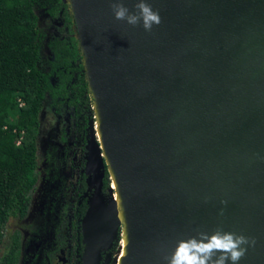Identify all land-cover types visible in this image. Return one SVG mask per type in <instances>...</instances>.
Listing matches in <instances>:
<instances>
[{
  "label": "water",
  "instance_id": "95a60500",
  "mask_svg": "<svg viewBox=\"0 0 264 264\" xmlns=\"http://www.w3.org/2000/svg\"><path fill=\"white\" fill-rule=\"evenodd\" d=\"M65 1L87 82L80 22L90 46L107 144L127 194L126 264H165L161 248L219 224L256 238L239 264H264V0H150L162 17L151 33L115 20L111 0ZM135 2L125 0L133 11ZM102 155L92 132L83 264L102 261L93 257L113 194L102 192ZM119 226L114 219L110 242Z\"/></svg>",
  "mask_w": 264,
  "mask_h": 264
},
{
  "label": "trees",
  "instance_id": "16d2710c",
  "mask_svg": "<svg viewBox=\"0 0 264 264\" xmlns=\"http://www.w3.org/2000/svg\"><path fill=\"white\" fill-rule=\"evenodd\" d=\"M70 9L65 0H0V245L10 219L22 225L28 216L39 183L42 109L47 105L58 119L72 111L81 118L79 110L88 103L84 57L74 36ZM40 13L57 26L62 23V33L43 30ZM45 46L50 55L45 54ZM87 180L86 174L81 194L89 187ZM88 208L84 198L79 215L84 218ZM67 211L65 205L62 218ZM9 239L0 264H19L21 231Z\"/></svg>",
  "mask_w": 264,
  "mask_h": 264
},
{
  "label": "rangeland",
  "instance_id": "374dc122",
  "mask_svg": "<svg viewBox=\"0 0 264 264\" xmlns=\"http://www.w3.org/2000/svg\"><path fill=\"white\" fill-rule=\"evenodd\" d=\"M41 15V28L49 33H61L62 23L50 22L48 16L44 13ZM74 36L77 32L73 26ZM45 54L50 55L48 48L45 46ZM86 76V73H85ZM87 80V79H86ZM88 103L80 112L83 111L81 118H77L74 112H69L58 120L57 117L49 112L47 105L44 106L40 115L41 128L38 137L39 146V184L36 193L33 195V201L29 216L24 221V230L22 231L23 257L21 264L25 263L24 253L28 251L31 242L35 241L34 236L45 233L42 237L44 240L50 238L51 223L55 218L59 205L60 197L64 186L68 185L70 189V208L75 212L79 196L77 194L81 181V172L86 169L89 157V145L91 134L96 135L98 117L96 111V102L88 88ZM109 169V168H108ZM105 168L102 173L103 178L102 192L108 196L112 186V176L110 170ZM107 172L109 175L107 176ZM109 186H106V182ZM112 190V189H111ZM115 194V190H112ZM112 194V195H113ZM112 195L108 198L112 199ZM49 205V208L46 207ZM51 204L53 205L51 207ZM19 228L17 219L11 218L4 230V240L0 245V258L5 254L9 246V238L13 231ZM119 236L114 241L111 249L103 253L101 264H115L116 258L121 251V242L123 235V224L120 226ZM76 242L73 238L71 245ZM49 243V242H46ZM77 249L71 253V262L76 264Z\"/></svg>",
  "mask_w": 264,
  "mask_h": 264
},
{
  "label": "clouds",
  "instance_id": "9594fccd",
  "mask_svg": "<svg viewBox=\"0 0 264 264\" xmlns=\"http://www.w3.org/2000/svg\"><path fill=\"white\" fill-rule=\"evenodd\" d=\"M134 8L135 11L127 7L125 0H111L117 21L133 27L142 26L148 33L162 23L159 9H154L150 0H136ZM221 203L227 205L228 202ZM220 215H224L223 209ZM256 243L255 237L226 231L223 224H219L211 232L195 229L194 234L176 238L170 249L165 247L159 251L165 264H239Z\"/></svg>",
  "mask_w": 264,
  "mask_h": 264
},
{
  "label": "flooded vegetation",
  "instance_id": "af4514ba",
  "mask_svg": "<svg viewBox=\"0 0 264 264\" xmlns=\"http://www.w3.org/2000/svg\"><path fill=\"white\" fill-rule=\"evenodd\" d=\"M55 34H60V33H55ZM61 119L62 118L58 120H61ZM81 173H82L81 181H80L78 192H77L79 196V200H78V204H77L75 212L71 210L70 208L72 206L70 204V198H69L71 188L68 185H66L64 186L62 193H61V197L59 199L60 205H59L58 212L55 218H53V221L50 226L51 227L50 238L47 240H44L42 237H44L46 234L42 233V231L39 232L41 234L34 236L33 240L35 241L31 242L28 248V251L26 252V254L24 253V258L26 257L24 264H68L69 262H71L70 258H71V253L73 249H77L76 264H83L82 258H83V254L85 250V244L83 243V238H84L83 229H82L83 217L79 215V207L82 204V201L84 198H86L88 202L89 198L93 195L94 189L89 191V187H88V189L84 192V194L80 193L81 182L83 180V177L87 174L86 169H84ZM35 193H36V190L32 194V201H33V195ZM32 201H31V206H32ZM65 205L68 206V211H67L66 216L62 218L63 208ZM52 206L53 205L51 204V207ZM46 207L49 208V205L46 204ZM30 210H31V207H30ZM27 217L23 220L22 225H24V221L27 219ZM22 225H19L18 229L15 228L13 233L16 230H20L22 233V231L24 230V227H22ZM22 237H23V234H22ZM73 238L76 239V242L73 243V245H75V248L74 246L71 245V241H73ZM9 242H10L9 243V246H10L11 244L10 239H9ZM46 242H49V243H46ZM82 244H84L83 253H81ZM22 257H23V243L21 244L19 264H21Z\"/></svg>",
  "mask_w": 264,
  "mask_h": 264
},
{
  "label": "bare ground",
  "instance_id": "6f19581e",
  "mask_svg": "<svg viewBox=\"0 0 264 264\" xmlns=\"http://www.w3.org/2000/svg\"><path fill=\"white\" fill-rule=\"evenodd\" d=\"M78 38L81 40V47L83 48L85 52V59H86V72L89 74V87L92 92V95L96 102V111H97V117H98V125L96 130V139L98 140V143L100 145L101 151L103 153V159L105 160V163L107 167L110 170L111 176H112V186L111 189L115 190V194L112 195V201L117 203L118 206V213L115 214L110 208V201L107 198V205L105 208V228L104 233L101 239V247H100V255L97 257H93L95 260H102L103 253L111 249L110 245L111 243H114V241H109V234H110V228L112 221L114 219L119 220L120 226L123 224V235H122V242H121V251L119 255L116 258L115 264H126L130 249H131V242L133 237V222L131 218V214L129 212L128 207V199L126 190L124 187L123 180L121 178V175L118 171L117 165L113 159V156L110 152V149L107 144L106 139V110L101 98V95L99 93V90L97 88V85L95 84L94 78H93V72L90 64V46L86 39L85 31L82 27L81 22L78 25ZM93 178V176H92ZM119 226V228H120ZM119 234V233H118Z\"/></svg>",
  "mask_w": 264,
  "mask_h": 264
},
{
  "label": "built area",
  "instance_id": "2783aa9c",
  "mask_svg": "<svg viewBox=\"0 0 264 264\" xmlns=\"http://www.w3.org/2000/svg\"><path fill=\"white\" fill-rule=\"evenodd\" d=\"M21 105H23V102H22V104ZM20 143V142H19Z\"/></svg>",
  "mask_w": 264,
  "mask_h": 264
}]
</instances>
